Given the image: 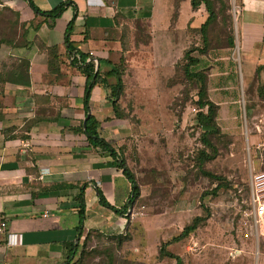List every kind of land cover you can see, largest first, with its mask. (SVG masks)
I'll use <instances>...</instances> for the list:
<instances>
[{"label": "crops", "instance_id": "obj_1", "mask_svg": "<svg viewBox=\"0 0 264 264\" xmlns=\"http://www.w3.org/2000/svg\"><path fill=\"white\" fill-rule=\"evenodd\" d=\"M235 2L234 47L209 51L223 71L212 84L213 69H209L206 93L217 108L216 116L229 121L236 119L239 100L246 104L244 116L252 125L251 135L244 124L250 179L252 173L264 171V0ZM0 3L18 14L25 31L17 46L0 48V63L4 61L7 67L16 59L28 64L27 86L0 85V222L5 224L0 234V264H62L69 245L78 244L88 232L119 233L123 229L126 214L116 215L99 203L98 196L115 210L125 206L130 196V184L116 162L89 145L81 132L88 116L96 122L104 142L113 140L119 130L109 91L100 82L89 92L85 114V76L80 69L90 64L93 74L103 75L112 67L125 66L120 74L123 84L127 72L142 82L139 61L147 49H123V39L117 33L144 23L153 37L170 13H175L176 24L184 20V24L198 29L207 15L202 5L192 11L189 0ZM58 6L62 11L50 18L47 14ZM69 24L72 52L63 45ZM237 54L245 69L242 80L236 78ZM105 82L114 85L115 78ZM212 85L220 94L210 95ZM79 196L83 201L80 236V201L75 200ZM263 239L264 235L256 241L251 239L256 257Z\"/></svg>", "mask_w": 264, "mask_h": 264}, {"label": "rangeland", "instance_id": "obj_2", "mask_svg": "<svg viewBox=\"0 0 264 264\" xmlns=\"http://www.w3.org/2000/svg\"><path fill=\"white\" fill-rule=\"evenodd\" d=\"M212 4L215 18L207 27L204 54L197 50L202 48L198 30L184 20L176 24L172 13L153 37L144 23L117 33L123 39V49H147L139 61L142 82L130 72L123 79L115 101L114 120L119 133L111 140L134 178L138 197L128 207L126 223L119 233L90 231L78 242L69 264H175L158 258L160 245L206 211L209 217L203 226L165 250L180 258L181 264H264V239L258 243L260 254L256 257L252 240L243 236L248 225L244 212L249 191L244 124L251 135L252 125L246 121V104L241 99L234 121L216 116L217 130L207 137L216 156L201 167L222 178L226 188L211 194L218 182L200 174L197 165L198 152H210L201 144L202 130L195 120L197 86L182 74V55L191 51L198 63L189 71L203 72L206 83L207 72L213 69L210 79L214 84L223 70L209 51L227 47L229 38L234 47L236 39L232 16L235 0H213ZM11 12L0 3V40L5 46L9 42L19 44L20 23L18 20L14 26ZM208 65L212 68H206ZM125 69L120 67V74ZM235 71L237 80H242L245 69L239 58ZM211 87V96L220 94ZM203 193L206 195L201 197Z\"/></svg>", "mask_w": 264, "mask_h": 264}, {"label": "trees", "instance_id": "obj_3", "mask_svg": "<svg viewBox=\"0 0 264 264\" xmlns=\"http://www.w3.org/2000/svg\"><path fill=\"white\" fill-rule=\"evenodd\" d=\"M212 1L213 0H189V6L192 11H195L199 6L202 5L207 15L205 21L197 29L200 35V42L202 45V48L197 49L200 51V54H204V52H206L207 50L206 45L208 43V39L206 37V31L208 25L215 18ZM215 1L220 3V0H215ZM29 5L31 8L33 7L31 4ZM61 11H62V6H58L57 8L51 10L47 15L50 18H54L58 14H60ZM11 15L13 16L14 19V23H15L14 26H16L19 18L18 14L16 12H11ZM173 18H175V13H173ZM19 28L21 30L19 33V37H24L25 31L23 30V25L21 23L19 24ZM70 30H71V24L67 25L63 37V45L65 46L68 52H72L71 45L68 41ZM4 42L5 41L0 40V48L5 47ZM7 44L12 47L18 45L12 42L11 43L9 42ZM227 47L228 48L233 47L232 38H229V40H227ZM190 53L191 51L188 50L185 51L182 55V59L185 61V64L182 66V74L186 78V80L190 82H194L197 86L196 102H195L197 112H196L195 120H196V125L202 130V134L200 138L201 144L204 147L208 148L210 152V153H205L203 151H199L197 154V165H198V169L200 170V174L213 181L218 182V184L211 190V194H214L215 191L226 188V183L222 178L210 175L209 173L202 171L201 167L203 163L213 160L214 157L216 156V151L214 147L210 144L207 137L212 135L215 132V130H217L215 125L217 108L206 97V76L203 74V72L191 73L189 71L191 67L196 66L198 63L197 59L192 57ZM27 69H28V64L25 60H16V59L11 60L10 64L7 67L6 64L4 65L0 64V85L3 87L6 85H10L13 87L27 86L28 85ZM80 70L81 73L85 76V89H84L83 102H82L83 110L85 114L87 112V102L89 98V92L96 83L100 82L104 84V86L109 91L108 99L110 102L113 115L116 116L117 110H116L115 101L118 99L122 91L120 68L112 67L108 72L104 73L103 75L93 74V67L90 64H86L82 66ZM110 77L115 78V84L108 86L105 82V79ZM96 128H97L96 122L93 120V118L88 116L86 118L83 131L81 132L85 135L89 145H91L94 148H98L101 151L106 152L110 156V158L116 162L117 167L121 169L123 176L130 184V196L128 197L127 204L123 206L120 210H115L113 207L105 204L103 200L100 198V196H98V201L102 206L111 210L116 215L124 216L130 204L137 199L138 188L135 184L132 174L126 168L124 161L121 158H119L116 150L112 147V142L111 141L104 142L103 140H101L98 136ZM205 195L206 193H203L201 197ZM75 200L80 201V206L78 207L79 222L77 227V231L79 232V236H80V224L83 217V201L81 199V196L77 197ZM208 217L209 214L207 211L205 212V215L202 217L201 216L194 217L188 225L182 228V230L177 236L172 237L167 242L162 243L157 251L158 258L172 259L175 261V264H181V261L177 256L170 254L165 249L171 244L178 243L181 240L187 238L189 235L193 234L199 227L204 225ZM88 233L84 237V240L87 238ZM118 239H120V237L117 238V240ZM76 251H77V242H75V244H70L68 256L62 264H69L70 257L73 256L76 253Z\"/></svg>", "mask_w": 264, "mask_h": 264}, {"label": "built area", "instance_id": "obj_4", "mask_svg": "<svg viewBox=\"0 0 264 264\" xmlns=\"http://www.w3.org/2000/svg\"><path fill=\"white\" fill-rule=\"evenodd\" d=\"M247 226L244 229V238L257 240L264 235V171H257L250 175L249 192L246 202ZM5 224L0 222V234Z\"/></svg>", "mask_w": 264, "mask_h": 264}]
</instances>
